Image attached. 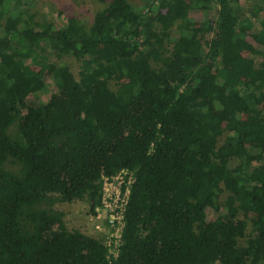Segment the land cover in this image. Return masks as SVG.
<instances>
[{
    "label": "trees",
    "instance_id": "16d2710c",
    "mask_svg": "<svg viewBox=\"0 0 264 264\" xmlns=\"http://www.w3.org/2000/svg\"><path fill=\"white\" fill-rule=\"evenodd\" d=\"M19 2L0 0V264H264L258 11L244 16L240 0H107L89 26L55 27L13 11ZM46 48L81 58L78 78ZM45 70L56 91L28 103ZM120 169L135 180L111 259L53 206L86 199L94 213L101 174Z\"/></svg>",
    "mask_w": 264,
    "mask_h": 264
},
{
    "label": "rangeland",
    "instance_id": "374dc122",
    "mask_svg": "<svg viewBox=\"0 0 264 264\" xmlns=\"http://www.w3.org/2000/svg\"><path fill=\"white\" fill-rule=\"evenodd\" d=\"M131 5L135 8H142L145 0H129ZM20 4H14L13 11H22V16L29 20V22H40L44 19L51 22L55 27H60L66 23V20L70 17L76 19L80 24L89 26L92 22L93 15L96 11L103 9L107 0H20ZM241 13L245 16L251 11H258V15L255 20L264 18V0H240ZM255 31V29H253ZM2 32V24H0V34ZM175 30L173 29V35ZM213 36L203 35L200 36L204 45H208V41ZM247 40L256 46L255 42L249 33ZM38 53L46 57V61L55 63H66L71 72L76 78H78V71L80 68L81 58H76L70 54H62L54 49L46 48L44 51L38 50ZM249 57H253L256 62L260 60V57L254 53L247 54ZM44 88L39 92L31 93L26 98L28 103L30 102H47L50 95L56 91L53 82L51 81L48 71L43 72ZM109 86L112 89L116 88L115 81H109ZM264 113V111H263ZM15 126L11 127V132H14ZM221 141V140H220ZM235 162L231 161L230 166ZM7 168H13L12 165L7 164ZM229 192L221 191L218 200L223 202L226 195ZM53 208L60 210L64 214V221L69 229H77L87 235H91L101 242L104 241L105 236L109 235L108 230L105 227V223L102 221H96L94 213L89 211V204L86 199L73 200L71 202H57ZM220 213H224L221 208ZM215 212L211 209L206 211V221H211ZM100 224L101 230H96L94 226ZM248 231V230H247Z\"/></svg>",
    "mask_w": 264,
    "mask_h": 264
},
{
    "label": "built area",
    "instance_id": "2783aa9c",
    "mask_svg": "<svg viewBox=\"0 0 264 264\" xmlns=\"http://www.w3.org/2000/svg\"><path fill=\"white\" fill-rule=\"evenodd\" d=\"M134 173L128 169H120L114 175L101 174L99 205L94 209L96 221L103 222L109 235L105 236L102 244L105 246L108 258L114 259L118 255L121 244V234L124 227V210L134 182ZM96 230L102 226L96 224Z\"/></svg>",
    "mask_w": 264,
    "mask_h": 264
}]
</instances>
